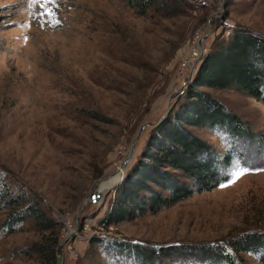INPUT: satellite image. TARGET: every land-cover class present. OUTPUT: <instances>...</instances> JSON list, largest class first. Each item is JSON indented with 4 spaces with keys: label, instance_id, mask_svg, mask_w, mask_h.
<instances>
[{
    "label": "rangeland",
    "instance_id": "rangeland-1",
    "mask_svg": "<svg viewBox=\"0 0 264 264\" xmlns=\"http://www.w3.org/2000/svg\"><path fill=\"white\" fill-rule=\"evenodd\" d=\"M238 25L264 33V0H190L176 14L157 7L139 13L125 0H0V175L15 192L34 195L59 223L56 259L32 248L49 231L29 220L0 235V264H127L105 249L111 238L160 248L225 244L231 236L264 231V171L253 170L264 169V140L258 137L264 100L232 87L202 88L257 135L192 127L219 151L231 149L228 179L156 212L108 227L102 222L135 134L145 121L167 115L192 80V67L183 63L200 36L208 34L206 53ZM245 167L250 170L233 180ZM6 215L2 209L0 222ZM94 235L102 240L91 242ZM237 254L242 264H264L256 253Z\"/></svg>",
    "mask_w": 264,
    "mask_h": 264
},
{
    "label": "trees",
    "instance_id": "trees-1",
    "mask_svg": "<svg viewBox=\"0 0 264 264\" xmlns=\"http://www.w3.org/2000/svg\"><path fill=\"white\" fill-rule=\"evenodd\" d=\"M139 13L157 7L176 14L190 0H125ZM219 38V37H217ZM220 39V40H219ZM200 58L192 80L178 93L167 115L150 129L140 153L116 185L110 208L102 218L106 226L134 218L147 211L189 198L195 192L212 190L226 181V169L233 160L231 149L219 151L213 143L196 134L193 126L230 129L236 136L257 134L242 117L228 108L203 86L235 88L264 100V33L248 26L233 27L230 35L219 38ZM264 140V132L258 136ZM6 179V178H5ZM0 175V211L7 215L0 222V235L12 233L22 222L31 220L49 231L32 248L56 259L59 223L42 203L27 191L15 192ZM102 237L94 235L93 243ZM105 249L127 264H168L166 259L192 264H242L238 252H253L264 263V231H246L231 236L227 243H168L156 245L111 238ZM130 260V261H129Z\"/></svg>",
    "mask_w": 264,
    "mask_h": 264
},
{
    "label": "water",
    "instance_id": "water-1",
    "mask_svg": "<svg viewBox=\"0 0 264 264\" xmlns=\"http://www.w3.org/2000/svg\"><path fill=\"white\" fill-rule=\"evenodd\" d=\"M207 35L208 34H204L202 37H201V40H200V44H201V46L202 47H204V45H203V42H204V40L207 38ZM203 54H204V52L201 54V56L199 57V59L197 60V61H195V63L193 64V66H192V68H191V73H190V80L193 78V76H194V74H195V67H196V65H197V63H198V61L200 60V58L203 56ZM188 83V82H187ZM187 83H185V85L187 84ZM185 85H184V87H185ZM184 87H182L181 88V90L184 88ZM180 90V91H181ZM170 108V107H169ZM168 108V109H169ZM166 114V113H165ZM162 115L158 120H156V121H145L142 125H141V127H140V129H139V131L135 134V136H134V138H133V141H132V143H131V146H130V150H129V153H128V155L120 162V164H119V167H118V171L117 172H121V175H120V178H119V181L118 182H120L122 179H123V177H124V175H125V171H126V168H127V166L129 165V163L131 162V160L134 158V156H135V154H136V151H137V143H138V140L141 138V136H142V133H143V131H144V129H145V127L147 126V125H149V124H157V123H159L166 115ZM115 189V188H114ZM94 195V193H91V194H89V196L87 197V199L85 200V203L84 204H86V203H88L89 202V200L91 199V197ZM83 209V205H82V207H81V209L80 210H82ZM59 259H60V263L62 262V260H63V256H59Z\"/></svg>",
    "mask_w": 264,
    "mask_h": 264
},
{
    "label": "built area",
    "instance_id": "built-area-1",
    "mask_svg": "<svg viewBox=\"0 0 264 264\" xmlns=\"http://www.w3.org/2000/svg\"><path fill=\"white\" fill-rule=\"evenodd\" d=\"M200 40H201V36L199 38L198 46L192 51L189 58L183 63V65L189 67V69L193 66L195 61L199 59L201 54L205 51V47L201 46Z\"/></svg>",
    "mask_w": 264,
    "mask_h": 264
},
{
    "label": "snow or ice",
    "instance_id": "snow-or-ice-1",
    "mask_svg": "<svg viewBox=\"0 0 264 264\" xmlns=\"http://www.w3.org/2000/svg\"><path fill=\"white\" fill-rule=\"evenodd\" d=\"M30 2H31V3H34L35 0H30ZM47 2H48V0H45V3H47ZM40 7H41V8H44V4H41ZM50 12H51L50 9H49L48 13H45V12L42 11V12L40 13V16L43 17L44 15L49 14ZM55 23H58V21H56ZM249 170H250V169H248L247 167H245V168H242V169L239 170V171L234 172V173L232 174V178H233V180H234L235 178H238L240 175L245 174V173L248 172ZM253 170H255V171H264V169H253ZM93 199H95V197H93Z\"/></svg>",
    "mask_w": 264,
    "mask_h": 264
},
{
    "label": "bare ground",
    "instance_id": "bare-ground-1",
    "mask_svg": "<svg viewBox=\"0 0 264 264\" xmlns=\"http://www.w3.org/2000/svg\"><path fill=\"white\" fill-rule=\"evenodd\" d=\"M120 173H117L116 175H114L113 177H115V176H117V175H119ZM120 178V175L119 176H117V177H115V178H113V179H115V180H117V179H119ZM109 179V178H108ZM114 181V180H113ZM102 185H105V186H108V185H110V182L109 181H107L105 184H102Z\"/></svg>",
    "mask_w": 264,
    "mask_h": 264
}]
</instances>
